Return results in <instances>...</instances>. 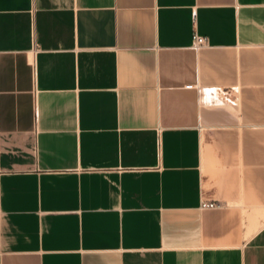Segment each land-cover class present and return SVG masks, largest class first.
<instances>
[{
    "label": "crops",
    "instance_id": "crops-1",
    "mask_svg": "<svg viewBox=\"0 0 264 264\" xmlns=\"http://www.w3.org/2000/svg\"><path fill=\"white\" fill-rule=\"evenodd\" d=\"M0 264H264V0H0Z\"/></svg>",
    "mask_w": 264,
    "mask_h": 264
},
{
    "label": "built area",
    "instance_id": "built-area-1",
    "mask_svg": "<svg viewBox=\"0 0 264 264\" xmlns=\"http://www.w3.org/2000/svg\"><path fill=\"white\" fill-rule=\"evenodd\" d=\"M205 42H206V37L204 35L198 34L196 32L192 33V35H191V44L193 46L204 44ZM31 63H32V60H31ZM221 96H222V98L229 99L228 96H227V92H223V95H221ZM203 204L212 205L213 202L207 201V202H203Z\"/></svg>",
    "mask_w": 264,
    "mask_h": 264
}]
</instances>
